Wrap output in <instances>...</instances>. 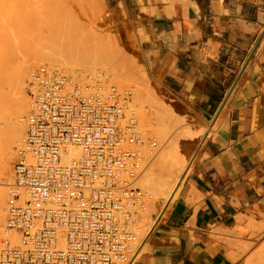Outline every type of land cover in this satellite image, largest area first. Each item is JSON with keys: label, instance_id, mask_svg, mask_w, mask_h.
I'll list each match as a JSON object with an SVG mask.
<instances>
[{"label": "crops", "instance_id": "1", "mask_svg": "<svg viewBox=\"0 0 264 264\" xmlns=\"http://www.w3.org/2000/svg\"><path fill=\"white\" fill-rule=\"evenodd\" d=\"M103 2L178 114L215 123L177 197L151 216L132 264H257L264 248V0Z\"/></svg>", "mask_w": 264, "mask_h": 264}, {"label": "built area", "instance_id": "2", "mask_svg": "<svg viewBox=\"0 0 264 264\" xmlns=\"http://www.w3.org/2000/svg\"><path fill=\"white\" fill-rule=\"evenodd\" d=\"M100 76L85 74L79 82L48 64L30 71L0 264H132L137 258L142 240L135 221L151 195L134 183L157 143L126 113L130 93ZM70 145L80 155L64 163Z\"/></svg>", "mask_w": 264, "mask_h": 264}, {"label": "rangeland", "instance_id": "3", "mask_svg": "<svg viewBox=\"0 0 264 264\" xmlns=\"http://www.w3.org/2000/svg\"><path fill=\"white\" fill-rule=\"evenodd\" d=\"M113 16L112 9L108 8L103 0H0V24L2 23L1 25L4 27L1 28L0 26V30L3 31L0 32V41H3L2 37H4L1 47L4 46L2 50L6 49L5 52H1L3 58L0 57V63L2 61L0 67L2 65L3 70H0V76L2 78L3 75L7 78L8 75L5 71L7 70L10 73L14 66L24 59L27 50L34 48L46 50L51 45H59L60 41H62L61 44L66 42L75 48L66 54L70 56L69 59L72 61L66 64L59 59L56 60L55 65H58L66 74L72 76L75 74L74 78L79 82L84 80L85 74L98 71L101 72V80L105 84L114 85L120 90H128L130 93L129 112H132L138 118L137 122L140 123L138 126H140L141 134L153 137L156 140V152L153 157H148V162L134 185L141 186L138 184V180L151 167L153 159L159 156L163 150L167 148L178 150V155L181 156L184 163L176 173L169 176V179L174 178L173 181H175L173 191L176 192L173 196L169 200L168 196L166 197L164 194H157L158 197H155L157 195L154 192L152 193L149 188L144 187L149 189L151 199L147 202L149 204H146L148 209H144L146 213L143 210L140 212L142 215L139 213L142 218L140 215L137 218L138 222L145 221L144 224L135 222L136 232L139 233L140 231L137 234L138 237L140 235L139 239L144 238L140 246L141 252L149 229L155 221L151 216L159 217L163 215L177 197L183 183L184 178L182 177L190 170L191 162L201 140L210 135L214 126L209 127L206 122L195 121L185 115L180 116L178 114L170 97L154 82L139 54L134 50L133 42L127 34L128 31L117 24L112 19ZM42 38L43 41L40 40ZM44 42L45 44H43ZM104 56L108 57L106 62ZM41 64L48 63L43 61L30 66L23 80L24 113L25 111L26 113L23 114L20 120L22 123L28 111L25 84H27L32 68ZM8 118V122H0L1 128L6 126L7 123H13L10 122L12 118ZM196 125H199L198 129H195ZM24 129L25 126L20 137H22ZM196 133L197 135L194 136ZM192 137L195 138L190 140ZM16 142L13 144V149ZM6 145L4 142L0 149L3 155L8 152ZM143 152L147 153L146 147H143ZM14 153L15 150L11 152L10 169L12 168ZM159 167L168 169L163 161L159 162ZM11 180L12 171L10 170L8 174H2L0 168V184L2 182L1 185L4 190L3 215L5 214L6 183ZM176 185H179L178 189ZM153 194H155L154 198ZM4 217L5 215L0 224V238ZM257 256V264H264V248L258 249Z\"/></svg>", "mask_w": 264, "mask_h": 264}, {"label": "bare ground", "instance_id": "4", "mask_svg": "<svg viewBox=\"0 0 264 264\" xmlns=\"http://www.w3.org/2000/svg\"><path fill=\"white\" fill-rule=\"evenodd\" d=\"M1 24H0L1 28H4V27H2L3 25H1ZM1 31L2 30H0V32ZM1 36H2V33H1ZM2 38H3V41H0L1 42L0 47L2 45V42H4V37H2ZM40 40L43 41L44 39L42 38ZM61 42L62 41H60L59 45L57 44V46L56 45L55 46L51 45V47L46 46L47 47L46 50H42L40 48H38V49L34 48L32 50H27L25 52L26 55H25L24 59L20 63H18V65L14 66V69H12L10 71V73L7 72V70L5 71L8 75L7 78L4 77L3 75H2V78L0 76V122H3V123L6 122L7 119L9 120L8 117H10V118H12V121H10V122L14 123V124L13 123L12 124L7 123L6 126H4L3 128H1L2 126H0V149H1V146L3 145V143L5 142L7 144L6 148L8 150V152L5 155H3V152L2 153L0 152V168H1L2 174H8L10 172V170L12 171V168L10 169V157L12 158L11 152H13L15 150V147H14V149L12 147L16 141H17L16 144L19 142V138L21 139L20 136L22 134V129L25 126L24 121H25V117L27 114L23 118V123L20 120H21L23 114L26 113V111L24 113L25 94H24V90H23V80L26 76L27 71H29L28 68H30V66L35 65L37 63L39 64V62L41 63L43 61H46L48 63V65L58 67L63 72V70L58 65H55V62H56V60L60 59V60H62L63 63H66V64L71 63L72 60L69 59L70 56L66 55V54H67V52L73 51L75 48L66 42H64L62 44H61ZM5 44H7V43L5 42ZM43 44H45V42ZM40 45H42V44H40ZM6 46H5V48H6ZM2 47H4V46H2ZM2 47L0 48V57L2 56L1 52L6 50V49L2 50ZM37 47H38V45H37ZM105 57L106 56H104V58ZM2 58H3V56H2ZM4 58H5V56H4ZM107 58L108 57H106V59L105 60L103 59V60L106 62ZM63 59H67V60H63ZM1 63H2V61H1ZM3 65H4V60H3ZM1 69H2V65L0 67V70ZM79 72H81V71H79ZM95 73L101 74V72H98V71ZM95 73H91L90 75L95 74ZM101 76H100V80H101ZM80 82H82V81L80 80ZM105 85H107V84H105ZM125 111L127 114L131 113V112H129L130 111L129 110V104H128ZM22 124H24V125H22ZM214 124L215 123H213L212 126H214ZM196 135H197V133L194 136H196ZM191 136H193V135H191ZM16 144H15V146H16ZM143 147H146V146H142V149H143ZM79 155H80V149L77 146H74V145L67 146L66 152L63 153L62 162L70 163L73 159L79 157ZM161 161L165 162V166H167L168 169H165V168L161 169L159 167V162H161ZM183 163H184L183 159L181 158L180 155H178V150L167 148V149L163 150L159 156H156V158L153 159V161L151 163V167H149L142 174V176L138 180V184L143 186V188L144 187L149 188L152 191V193L154 192L156 195L157 194H160V195L164 194V195H166V197L168 196V200H169V198H171L173 196L174 192H176V191H173V186L175 184L174 183L175 181H173L174 178L169 179V176L172 175L173 173H176V171H178L183 166ZM163 171H166V172H163ZM3 179H5V178H3ZM9 182H7V183H9ZM7 183H6V202H7ZM1 184H2V182H1ZM1 184H0V224L2 223L3 216L5 215V214L3 215L4 190H3V186ZM178 186L179 185H176L177 189H178ZM147 188H144V190L146 189V191L148 192L149 189H147ZM177 189H175V190H177ZM155 194H153V198H154ZM155 197H158V195ZM147 204H149V203H147ZM152 205H151V207H152ZM5 207H6V203H5ZM144 209L147 210L148 208L145 207ZM143 210H141L140 212H142ZM145 210H144V212H145ZM4 213H5V210H4ZM141 218H142V216H141ZM135 222L138 224L140 222V221L139 222L137 221V217H136ZM143 222H145V221H142L140 223L144 224ZM136 223H135V225H136ZM3 225H4V223H3ZM2 230H3V227H2ZM142 230H144V229H142ZM136 233L139 234L140 231H139V233L138 232H136ZM141 234H143V233H141ZM1 237H2V231H1ZM139 237H140V235H139ZM140 240H142V242H143L144 238H142ZM139 251H140V247H139Z\"/></svg>", "mask_w": 264, "mask_h": 264}, {"label": "water", "instance_id": "5", "mask_svg": "<svg viewBox=\"0 0 264 264\" xmlns=\"http://www.w3.org/2000/svg\"><path fill=\"white\" fill-rule=\"evenodd\" d=\"M252 53V52H251Z\"/></svg>", "mask_w": 264, "mask_h": 264}]
</instances>
